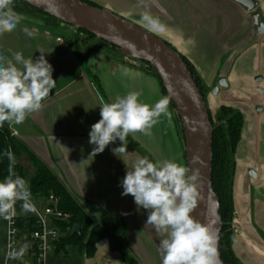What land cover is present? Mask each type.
<instances>
[{
	"label": "crops",
	"instance_id": "crops-1",
	"mask_svg": "<svg viewBox=\"0 0 264 264\" xmlns=\"http://www.w3.org/2000/svg\"><path fill=\"white\" fill-rule=\"evenodd\" d=\"M88 1L130 18L148 31L142 14L147 12L159 19L166 30L150 32L190 62L208 92L210 110L217 111L220 106L228 105L242 113L241 138L234 155L233 222L236 230L232 247L242 264H264V33L258 32L256 24L264 22V0H250L251 9L238 0ZM256 14L259 19L255 18ZM16 21L14 31L0 35V55L11 59L14 53L20 52L24 58L35 60L41 55L38 49H42L53 66L56 88L42 101L39 112L30 114L21 124L7 121L6 124L28 148L27 153L46 164L88 215L96 219L107 215L126 218V245L133 264H161L158 245L162 237L151 225L145 226L147 210L138 208L131 195L122 196L120 183L127 167L131 168L137 157H148L153 162L168 159L186 166L174 106L170 103L168 108L170 136L168 133L160 135L158 122L150 137L129 134L131 141L126 143L130 154L118 157L113 153L112 149L122 143L117 139L103 153L92 156L94 145L89 143V132L91 125L101 119L102 97L90 77L92 70H84L73 45L58 30L48 28L44 20L39 26ZM25 29L33 35H27ZM105 61L107 75L93 74L99 85L114 81L124 86V80H130L133 85L127 90L140 92V102L145 97V103L153 105L149 98L153 93L157 96L158 92L167 98L157 75L108 57L96 58L93 65ZM220 78L226 80V87L219 86L214 94L212 88ZM108 96L110 102L114 101ZM169 127L167 125V130ZM149 140L151 145L145 144ZM17 213L19 217L33 216V213L21 214L19 210ZM7 231L8 220L0 217V264H24L32 258L27 233L24 235L22 230L20 235V249L26 240V251L13 259L7 256ZM47 264L128 263L120 252L111 248L109 240L103 238L97 242L96 252L91 257L77 248H69L67 252L54 248L48 253Z\"/></svg>",
	"mask_w": 264,
	"mask_h": 264
},
{
	"label": "clouds",
	"instance_id": "clouds-1",
	"mask_svg": "<svg viewBox=\"0 0 264 264\" xmlns=\"http://www.w3.org/2000/svg\"><path fill=\"white\" fill-rule=\"evenodd\" d=\"M12 3L13 0H0V35L17 26L9 11ZM141 19L150 31L166 30L159 19L147 12ZM25 32L33 35L27 29ZM38 51L41 55L35 60L24 58L20 52L11 59L0 55V125L6 121L23 123L42 109V101L56 88L53 66L45 52ZM140 96V92L132 91L111 102L100 98L101 119L91 125L89 132V143L94 145L92 156L103 153L117 139L122 143L112 149L113 153L118 157L128 155L126 141L130 133L150 137L162 115L171 119L167 98L149 105L140 102ZM6 155L12 159L10 152ZM198 182L199 174L188 167L168 159L153 162L148 157H137L121 180V195H131L138 208L147 210L145 226L151 225L162 237L158 245L161 264H218L217 237L192 215L200 198ZM18 201L24 210H34L27 181L9 175L0 181V217L8 219ZM26 248L25 244L11 258L22 256Z\"/></svg>",
	"mask_w": 264,
	"mask_h": 264
},
{
	"label": "water",
	"instance_id": "water-1",
	"mask_svg": "<svg viewBox=\"0 0 264 264\" xmlns=\"http://www.w3.org/2000/svg\"><path fill=\"white\" fill-rule=\"evenodd\" d=\"M37 10L71 26L85 29L97 38L117 46L125 57L144 61L160 75L166 92L179 115L184 133L186 166L199 174L200 194L192 215L205 224L218 238L222 226L218 213V198L212 189V126L206 102L184 59L165 41L147 29L83 0H22ZM253 7L250 0H238ZM259 19V15H255ZM258 32L264 33V22H257ZM226 87L220 78L212 92ZM252 173V172H251ZM74 223L71 233H79ZM218 264H224L218 254Z\"/></svg>",
	"mask_w": 264,
	"mask_h": 264
},
{
	"label": "trees",
	"instance_id": "trees-1",
	"mask_svg": "<svg viewBox=\"0 0 264 264\" xmlns=\"http://www.w3.org/2000/svg\"><path fill=\"white\" fill-rule=\"evenodd\" d=\"M83 1L101 7L94 2L86 0ZM23 3L43 15L44 23L48 28L58 30L60 29V25L66 24L37 10L25 2ZM74 28H76L78 31L87 33L90 36H96L85 29H80L77 27ZM182 58L187 64L208 108L207 98L203 93L205 88L201 80L195 73L190 62L184 57ZM155 75L159 76L156 70ZM163 91L166 94L169 102L172 104V106H174L164 86ZM208 111L213 136L211 185L218 198V213L222 220V226L218 238V254L224 264H240L234 257L231 246H229L231 243V238L228 240L227 246L224 242L227 233V225L228 223H231L234 215L233 183L236 168L234 155L241 138L243 116L238 109L227 105L220 106L219 110H217L215 114H212L209 108ZM22 151L30 152L28 148L16 138L13 132H11L5 124L0 125V181H3L5 177L9 176L12 166L11 159H9L6 153L10 152L12 155H15ZM29 154L34 161L35 166V173L29 186L31 199L45 200L50 195H54L59 199V209L68 215L67 220L57 221V227L59 228L61 235L54 243L55 248L65 252L69 248H77L84 255L91 257L96 252L97 242L103 238H106L109 240L111 248L114 251L120 252L126 263L133 264V259L130 258L126 245V218L123 216L107 215L105 216L101 226L92 224V219L89 217L81 203L70 193L63 182L51 172L44 162L38 159L34 154ZM13 167L16 174L24 178L22 167L18 164L13 165ZM74 223L80 224L79 233H71ZM19 226L25 231L34 230L35 218L33 216L20 217Z\"/></svg>",
	"mask_w": 264,
	"mask_h": 264
},
{
	"label": "rangeland",
	"instance_id": "rangeland-1",
	"mask_svg": "<svg viewBox=\"0 0 264 264\" xmlns=\"http://www.w3.org/2000/svg\"><path fill=\"white\" fill-rule=\"evenodd\" d=\"M88 1V0H86ZM93 2V1H91ZM96 3V2H94ZM97 5L100 6V4L96 3ZM10 14L12 16L15 17L16 20L18 21H22L24 23H29V24H33L36 26L39 25H43V20L44 17L43 15H41L40 13H38L36 10L32 9L31 7H29L28 5L24 4L21 0H13L12 5L10 6ZM126 20L135 23L133 20H131L130 18H125ZM136 24V23H135ZM139 25V24H137ZM141 26V25H139ZM143 27V26H141ZM58 32L60 35L66 37L67 41L72 43L74 46V50L77 54V56L80 58L81 63L83 64V68L86 71L87 69H91L92 73L94 75H98V74H106L107 75V69H106V64L107 61H105L103 64L101 65H93V61L98 58V57H108L109 59H112L116 62H120V63H125L127 65H132V66H139L140 68H142L143 70H146L152 74H155V69L152 68L148 63L144 62V61H140V60H134L128 57H125L122 52L120 51V49L118 47L113 46L112 44H109L105 41H102L100 39H98L96 36H90L87 33H84L82 31H78L76 28H74L73 26L70 25H60V29H58ZM92 65V67H91ZM90 75V77L92 78V80L95 82V90L98 91V94H100L103 99L106 102H110L109 100V96L107 97V95H110V98L115 100V98L117 96H124L125 94L129 93L127 88L129 89V86L133 85V83L130 80H124L123 84L124 86L119 85L117 82L114 81H107L106 84L103 82V86L99 85L98 81H95L96 79H94V75ZM159 74V73H158ZM159 78V82L160 85L163 89V81L160 77V75L158 76ZM120 86V87H118ZM165 88V87H164ZM160 91V89H159ZM122 92V93H121ZM204 95L207 98V90H203ZM165 98L164 95L161 92H158L157 96L154 95V93L152 94V98H149V100H152V103L155 104L157 101H159L160 99ZM146 98L142 97L141 102L145 103ZM170 102L167 105V111H169L168 108H170ZM228 106V105H227ZM209 108V106H208ZM210 110V108H209ZM219 110V108L217 109ZM211 111V110H210ZM174 112H175V120H176V125L178 128V136L179 139L181 141V146L183 148V156H184V164H186V155H185V141H184V133H183V128H182V122L180 120L179 115L177 114L176 108H174ZM217 111H211L212 114H215ZM159 132L160 135H167V133L170 136V133L172 131V128L169 127L171 125V121L167 116L162 115L159 120ZM5 125L6 122L4 123ZM167 125H168V130H167ZM8 129L14 133V130L12 128H10V126H8ZM139 135H143L138 133ZM17 136V134H15ZM127 141L130 142L131 140H129V138H127ZM145 144L147 145H151V141H147ZM18 164L22 167L23 170V174H24V179L27 181L28 183V187L30 186V182L31 179L34 176L35 173V168H34V161L31 157V155L27 152H20L18 154L12 155V159H11V165H12V173L9 172V175H12L13 177L18 176L16 174V172L14 171V167L13 165ZM52 172V171H51ZM53 173V172H52ZM22 203H17L15 204V207L17 210H19V212L21 214H32L33 210H24L21 206ZM234 209V215H233V219L231 221V223H228L227 228H226V236H225V245L227 246L228 244V240L231 238V243L229 244V246H231V250L232 253L234 255V257L236 258V260L242 264L239 259L236 257L233 247H232V242H233V238H234V234H235V227H234V218H235V208L233 206ZM89 217L92 219V224L94 225H100L102 224V222L104 221V218H100V219H96L93 216ZM52 223H49V225H51ZM91 229V228H89ZM22 233L25 235L27 233V231L23 230ZM25 241L24 245H27V241ZM69 249H67L68 251ZM26 251V250H25ZM66 251V252H67Z\"/></svg>",
	"mask_w": 264,
	"mask_h": 264
},
{
	"label": "built area",
	"instance_id": "built-area-1",
	"mask_svg": "<svg viewBox=\"0 0 264 264\" xmlns=\"http://www.w3.org/2000/svg\"><path fill=\"white\" fill-rule=\"evenodd\" d=\"M15 135V133H13ZM12 171V166L10 172ZM12 173V172H11ZM59 199L50 195L45 200L31 199L33 217L35 218L34 230L27 231L26 237L29 242L32 258L24 264H47L48 253L55 247V242L59 239L61 232L57 227V221L67 220L68 215L63 213L58 207ZM19 215L14 206L13 212L8 220V258L13 252H19L20 235L23 229L19 226ZM49 223H52L49 225Z\"/></svg>",
	"mask_w": 264,
	"mask_h": 264
}]
</instances>
